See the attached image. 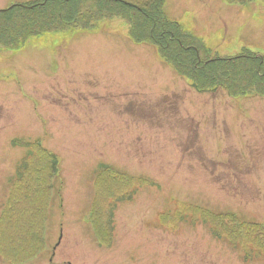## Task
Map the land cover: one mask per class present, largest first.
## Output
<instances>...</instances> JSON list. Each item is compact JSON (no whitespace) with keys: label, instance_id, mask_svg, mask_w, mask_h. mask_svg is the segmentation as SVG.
Here are the masks:
<instances>
[{"label":"rangeland","instance_id":"374dc122","mask_svg":"<svg viewBox=\"0 0 264 264\" xmlns=\"http://www.w3.org/2000/svg\"><path fill=\"white\" fill-rule=\"evenodd\" d=\"M86 1L96 25L0 49V264H264V96L233 95L264 86L234 65L264 54V1L167 0L166 15L201 37L168 24L177 62L124 18L96 14L104 0ZM28 142L57 160L41 207L11 191ZM18 212L31 213L26 233Z\"/></svg>","mask_w":264,"mask_h":264},{"label":"trees","instance_id":"16d2710c","mask_svg":"<svg viewBox=\"0 0 264 264\" xmlns=\"http://www.w3.org/2000/svg\"><path fill=\"white\" fill-rule=\"evenodd\" d=\"M70 1L71 0H46L44 2V0H30L28 2L22 3L26 6H15L12 9L7 8L4 11L1 10L0 49H19L24 46L29 39L50 32H57L59 31V28L62 27H74L75 24L79 25V23L85 25L88 22H90V26L93 25L94 22L96 24V22L98 21L97 18H89V20H86L85 18L86 14L91 11V8L94 5L96 6V1L95 3H93L82 0L84 3L79 4V7L77 5L71 11H67L65 5L68 3L70 4ZM100 1V7H102L103 0ZM252 1L253 0H227V2L233 3H247ZM165 2L166 0H104V9L101 8L100 11L96 14L101 13L103 19H110L113 16L124 18L129 23V33L135 40L139 42H143L146 40L151 41V43L154 42L159 47V51L163 55V57L170 56V54L172 53L173 55H175V57H173L174 61L177 62L178 58L181 55L178 52L179 50L183 51V49H180V42H177L175 38H170V32L168 34V29L170 30L168 24L171 25V23H173L172 25H175L181 30L182 27L175 20H171L166 15V13L164 12ZM136 5L137 7H141L140 13H138L139 10L135 7ZM137 18H141V34L139 33L140 29L136 24L139 21ZM182 31L187 37L193 40L195 39L196 41L197 38H195L194 35H191L190 32H187L185 30ZM135 36L140 37L141 41L138 40ZM248 58L249 62H247V64L240 63V65L242 66L235 68H241L245 71L248 67V69L250 68V70L254 72V76H257L258 74L260 75V72L264 71V54L263 56H251ZM262 75L264 76V74ZM24 144L34 147L33 151H35V154H32L29 157L25 156V158L21 161L20 166L17 170V183L23 184L19 189H15V182L11 187V191L16 190L17 193H21L23 195V200L29 202L30 199L37 203L36 207H41L43 206L42 204L47 203V201L43 198L45 191H47L44 188L46 185L47 174H49L50 176L52 175L53 170L56 169L57 160L53 153L49 152L45 148H41V146H39L37 142H28V144ZM36 147L40 149H37ZM37 180L40 181L41 184H38V186L34 187L33 185H35ZM34 193H39L40 197L35 198V196L33 195ZM21 209L24 208L22 207ZM5 213L6 210L4 211L2 216H4ZM29 214L31 213L22 215V213L18 212L17 216V220L19 221L17 223V226L22 231L24 230L25 233L27 231L26 223L29 222ZM35 214L40 215V213H37V211ZM30 218H32V216ZM43 220L44 219L42 218L41 225L43 223ZM3 222L9 223L8 226H10L13 223V219H3ZM31 223L35 226L37 225V221L35 223L32 220ZM6 232L3 231L2 233H0V246H5L6 242L9 243V241H5V237H7ZM25 233L23 234L25 235ZM10 236L11 235L8 232V240H10ZM26 240L30 239L28 238Z\"/></svg>","mask_w":264,"mask_h":264},{"label":"bare ground","instance_id":"6f19581e","mask_svg":"<svg viewBox=\"0 0 264 264\" xmlns=\"http://www.w3.org/2000/svg\"><path fill=\"white\" fill-rule=\"evenodd\" d=\"M200 40V36H198L197 37V39H196V42H198ZM225 70H226V72H233L232 70H228V69H226V67H225ZM195 77H193L192 76V79H194ZM205 89H207V90H210V88L206 85V84H202V86H200V89H198V91L199 92H202L203 90H205ZM96 171V170H95ZM108 169H107V167L105 168V169H103L102 171H100L99 173L98 172H96L97 174H100V175H98V176H101L102 178H104L106 175H108ZM145 182H141V185H138V186H136V189H135V191H140L141 190V187H139V186H143V184H144ZM134 191V192H135ZM131 194H133L132 192H130ZM115 199H117V200H122V201H124V200H128L129 198H126L125 196H122V195H120V196H115L114 197ZM93 212H95V211H91V214L93 213ZM95 214V213H94ZM234 216H236V214H234ZM42 218L44 219L43 220V222H46L47 221V218L45 217V215L43 214V216H42ZM45 236H47V235H43V237L45 238ZM61 237V236H60ZM47 240L48 239H45V242H47ZM58 243H56L55 242V244L54 245H52L50 248H51V250L52 251H55L56 250V248H57V245ZM45 248H46V246H36L35 247V251L36 252H38V251H40V252H43V251H45ZM49 248V249H50ZM43 249V250H42ZM48 249V250H49ZM70 264V263H69Z\"/></svg>","mask_w":264,"mask_h":264},{"label":"flooded vegetation","instance_id":"af4514ba","mask_svg":"<svg viewBox=\"0 0 264 264\" xmlns=\"http://www.w3.org/2000/svg\"><path fill=\"white\" fill-rule=\"evenodd\" d=\"M189 56V55H188ZM215 86V85H214ZM213 86H209V88L211 89ZM126 107H128V106H126ZM172 107H173V105H172ZM149 115H151L150 113H148ZM177 114V113H176ZM67 264H69V263H67Z\"/></svg>","mask_w":264,"mask_h":264}]
</instances>
